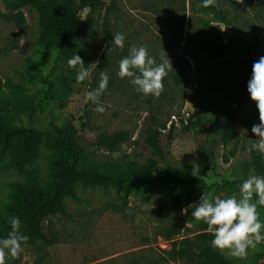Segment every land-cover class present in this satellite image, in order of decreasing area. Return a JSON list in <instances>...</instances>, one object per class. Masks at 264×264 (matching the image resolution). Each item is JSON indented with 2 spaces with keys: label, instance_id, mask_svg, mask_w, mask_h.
<instances>
[{
  "label": "rangeland",
  "instance_id": "374dc122",
  "mask_svg": "<svg viewBox=\"0 0 264 264\" xmlns=\"http://www.w3.org/2000/svg\"><path fill=\"white\" fill-rule=\"evenodd\" d=\"M10 1L0 0V107L13 124L32 127L42 135L37 166L44 189L52 180L55 151L49 144L55 127L71 117L76 119L86 156L107 162L129 155L145 165L152 157L144 143L148 127L164 123L169 127L173 116L181 122L188 115L193 125L189 132L184 123L176 126L170 163L177 170L190 165L192 173L205 185L183 188L180 205L174 202L168 183L139 186L126 205L114 188L80 186L77 199L65 200L69 215L50 217L45 223L46 233L55 238L54 245L22 243L19 258L9 255L7 264H150L158 260L162 264H189L187 260H163L172 246L162 237L161 226L181 217L185 223L182 236L194 238L207 225L191 217V208L187 215L181 210L198 203L203 193L213 201L217 196L236 195L239 199L240 193L224 188V184L243 183L256 175L245 170L252 152L258 151L253 147L258 137L251 128L259 123V114L250 96L237 114V140L226 147L220 145L214 158L203 149L209 147L210 138L220 144L230 108L226 86H233L223 80L226 69L244 61L246 54L255 61L264 55V0H217L227 25L203 6L204 0H104L105 7L94 15L97 22L93 35L78 37L76 52L91 73L82 83L76 80L79 65L76 69L68 65L72 57L59 56L53 47L36 43L40 30L37 11L22 9L26 27L20 28ZM43 1H56L63 8L64 0ZM183 12L185 28L179 33L169 20ZM116 33L125 36L123 50L113 43ZM204 40L222 41L230 50L219 58H210L198 49V43ZM132 46H146L157 63L166 59L171 64L159 98L142 95L127 78L118 76L119 62L129 55ZM102 71L107 73L109 83L99 98L105 111L99 113L94 110L95 104L85 102V93L99 86ZM39 101L42 107L30 121L21 103ZM86 115L91 118L90 124H83ZM243 129L247 131L241 132ZM117 131L131 136L117 152L108 153L94 146L98 135ZM162 145H167V130H163ZM14 150L15 146L4 155L0 153V228L9 218L15 185L24 182L13 165ZM257 199L254 195L252 202ZM257 212L264 224V206L257 204ZM223 254L237 264H264V241L249 248L246 258Z\"/></svg>",
  "mask_w": 264,
  "mask_h": 264
},
{
  "label": "trees",
  "instance_id": "16d2710c",
  "mask_svg": "<svg viewBox=\"0 0 264 264\" xmlns=\"http://www.w3.org/2000/svg\"><path fill=\"white\" fill-rule=\"evenodd\" d=\"M9 6L20 28L26 27L22 9L30 7L37 11L40 30L36 43L53 47L59 56L73 57L77 54L78 37L93 35V27L97 22L94 15L105 7V2L104 0H64L63 8H61L56 1L11 0ZM207 9L225 25L228 24L226 15L218 9L217 0ZM85 13L86 19H83ZM185 22L186 12L169 20V24L179 33H183ZM198 49L210 58H219L229 52L230 46L222 41L204 40L198 43ZM254 61L250 55L246 54L244 61L234 63V68L228 66L225 71L227 77L223 80L233 84L231 87L226 86L229 90L230 108L226 114L220 144L216 138H210L209 147L203 149L210 158L216 156L220 145L226 147L237 140L235 122L239 110L249 97L247 82L250 79ZM21 105L30 121L42 107L41 101L21 103ZM85 119L86 123L83 124H90V116L86 115ZM75 121V117H71L61 126L55 127V136L49 144V147L55 151L52 160V180L44 189L41 172L37 166L43 144L42 135L32 127L13 124L6 118L0 107V153L4 155L15 146L13 165L18 174L24 177V182H19L14 187L9 217L19 218L20 231L29 237L28 241L32 244L54 245L55 238L52 234L46 233L45 223L50 217L69 215L65 200L77 199L80 186L114 188L121 193L126 205L130 195L139 186L168 183L171 185L174 202L180 205L183 188L193 189L196 185H205L204 180L192 173L190 165H185L181 170L172 167L171 146L176 134V125L173 123L170 127L167 123L161 127H148L144 134V143L151 149L152 157L146 161L145 165H140L129 155L107 162L86 156L84 153L86 146ZM192 125L191 120L184 129L189 132ZM163 130H167L166 146L162 145ZM130 140L131 136L126 131L102 133L98 135L94 146L98 150L115 153L121 145ZM245 170H252L256 175L264 177V156L254 150L251 160L245 163ZM241 185L242 183L238 181H227L224 188H233L240 193ZM8 221L9 218L3 221L0 239L7 238L11 231ZM184 231L185 223L181 217H174L161 226L162 237L170 241L172 246L164 261L187 260L189 264H237L229 261L223 253L212 247L211 241L214 237L206 229L194 238L183 237ZM261 261L264 262V258ZM150 264L162 263L158 260Z\"/></svg>",
  "mask_w": 264,
  "mask_h": 264
},
{
  "label": "clouds",
  "instance_id": "9594fccd",
  "mask_svg": "<svg viewBox=\"0 0 264 264\" xmlns=\"http://www.w3.org/2000/svg\"><path fill=\"white\" fill-rule=\"evenodd\" d=\"M216 0H204L203 6L214 5ZM23 40V37L20 38ZM113 43L123 50L125 36L122 33L114 35ZM99 61L96 62L98 64ZM93 64L92 66H96ZM68 65L77 70V83L88 79L91 73L84 65L83 58L78 54L68 60ZM171 64L166 59L157 63L149 55L146 46H132L127 57L119 62L118 76L127 78L135 90L144 96L159 98L164 91V79L168 75ZM109 77L102 71L99 86L85 93V102L96 105L95 111L103 113L105 108L100 104L99 98L107 91ZM247 91L258 111L259 123L253 124L251 132L258 137L253 145L261 154H264V55L253 62L250 79L247 82ZM247 131L246 129L241 130ZM258 197L253 203V196ZM257 204L264 206V177L252 175L240 186V197L232 195L229 198L215 197L214 201L205 193L198 203L182 209L187 215L191 208V217L207 225L206 231L213 235L212 247L221 253L235 258H246L249 248H255L264 241V224L260 222ZM11 231L7 238L0 239V264H7V257L19 258L23 251L22 243H27L29 237L20 231L21 222L18 217H9Z\"/></svg>",
  "mask_w": 264,
  "mask_h": 264
},
{
  "label": "built area",
  "instance_id": "2783aa9c",
  "mask_svg": "<svg viewBox=\"0 0 264 264\" xmlns=\"http://www.w3.org/2000/svg\"><path fill=\"white\" fill-rule=\"evenodd\" d=\"M172 118H173V119H172V121H171V124L173 123V124H175L176 126H179V127H181V125H182L183 123H184L185 125H188V123H189L188 115H187V117H186V116L183 117L181 122L177 119L176 116H173ZM169 127H170V126H169Z\"/></svg>",
  "mask_w": 264,
  "mask_h": 264
}]
</instances>
